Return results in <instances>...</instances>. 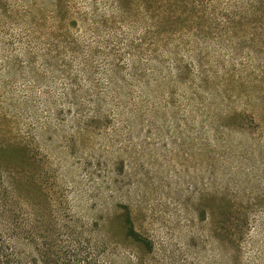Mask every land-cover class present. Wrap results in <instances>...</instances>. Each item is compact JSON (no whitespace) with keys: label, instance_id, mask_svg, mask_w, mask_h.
<instances>
[{"label":"rangeland","instance_id":"obj_1","mask_svg":"<svg viewBox=\"0 0 264 264\" xmlns=\"http://www.w3.org/2000/svg\"><path fill=\"white\" fill-rule=\"evenodd\" d=\"M10 144L0 263L264 264V0H0Z\"/></svg>","mask_w":264,"mask_h":264},{"label":"trees","instance_id":"obj_2","mask_svg":"<svg viewBox=\"0 0 264 264\" xmlns=\"http://www.w3.org/2000/svg\"><path fill=\"white\" fill-rule=\"evenodd\" d=\"M26 155H27L26 148L20 144H10V145H6L3 148H0V157L5 158L11 161L12 163H14L16 167H18L19 170H21V173L19 174V176L20 175L23 176V172H22V166H18L19 165L18 163L23 164L24 162L25 164L27 162ZM11 200L12 202H14V199H11ZM17 210L19 213H23V209L20 204L18 205ZM19 217L21 218L22 216H19ZM121 226L125 230L127 236H130L132 239L136 241L142 242L143 244L147 246V248H150L151 242L147 238L141 236L140 233L135 229L132 217L128 210L125 213L124 219L121 221ZM0 264H17V263L14 261L12 263L11 260L10 261L6 260L4 263H0Z\"/></svg>","mask_w":264,"mask_h":264}]
</instances>
